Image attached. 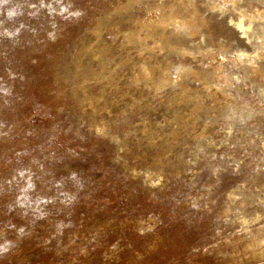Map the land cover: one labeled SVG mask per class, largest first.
<instances>
[{
	"label": "rangeland",
	"instance_id": "obj_1",
	"mask_svg": "<svg viewBox=\"0 0 264 264\" xmlns=\"http://www.w3.org/2000/svg\"><path fill=\"white\" fill-rule=\"evenodd\" d=\"M0 264H264V0H0Z\"/></svg>",
	"mask_w": 264,
	"mask_h": 264
},
{
	"label": "bare ground",
	"instance_id": "obj_2",
	"mask_svg": "<svg viewBox=\"0 0 264 264\" xmlns=\"http://www.w3.org/2000/svg\"><path fill=\"white\" fill-rule=\"evenodd\" d=\"M187 18H189V17H187ZM154 19H155V15H152V14H151V15L149 16V19H148L147 21H150V20L152 21V20H154ZM176 20H177V19H176ZM186 23H187V22H186ZM237 24H238V23H237ZM156 25H157V24H156ZM179 26H180V25H179ZM152 27H153V26H152ZM238 27H239V25H238ZM244 30H245V29H244ZM162 73H163V72H162ZM185 97H186V96H185Z\"/></svg>",
	"mask_w": 264,
	"mask_h": 264
}]
</instances>
